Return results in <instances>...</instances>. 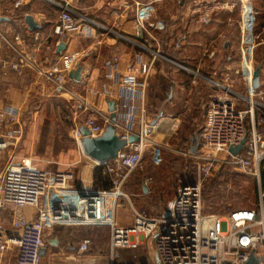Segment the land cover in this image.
I'll list each match as a JSON object with an SVG mask.
<instances>
[{"label": "built area", "instance_id": "2783aa9c", "mask_svg": "<svg viewBox=\"0 0 264 264\" xmlns=\"http://www.w3.org/2000/svg\"><path fill=\"white\" fill-rule=\"evenodd\" d=\"M237 6L241 8V57L236 74L245 89L235 91L231 82L217 83L223 90L216 92L206 104L200 146L188 152L196 159L194 171L179 184L168 205L169 213L152 217L132 206L134 220L131 223L121 224L117 217L127 198L123 186L140 166L148 140L146 87L154 62L161 54L159 48L142 43L152 54L151 62L123 74L118 70L120 57L115 56L107 72L111 85L117 86L115 95L110 86L103 92L116 103L117 132L124 138L139 135V140L127 144L115 159L96 162L103 173L112 176V187L96 189V192L84 188L80 193L79 187L71 182L70 172L42 168L27 159L10 161L0 171V224L6 221L10 226L8 231L0 228V264L11 249H14V260L8 264H43L42 250L48 248L46 231L70 225L109 226L112 249L137 248L143 239L153 237L154 264H246L252 251L261 259L260 264H264V191H261L257 208H235L226 217L203 213V185L216 168L232 166L258 177L259 181L262 179L264 111L258 100L264 92L253 86L254 54L258 44L257 11L253 0H191L189 15L198 24H206L217 12ZM155 14V0L136 2L137 37H153ZM84 21L70 8L62 7L57 32H80L90 37L97 23ZM2 37L16 53L10 59L0 60L3 68L21 70L28 67L37 71L47 84L52 83L57 91L66 92L69 72L76 67L79 52L65 53L59 61L53 62L50 57L55 48L44 39L47 54L46 65H42L35 56L34 46L25 49L27 38L23 34L16 33L14 42L4 34ZM36 39L41 40L39 36ZM228 78L230 76L226 80ZM241 102L248 106L241 107ZM22 112L15 104H0V152L23 136ZM95 113L83 122L92 136L100 135L111 122L107 108L96 109ZM73 133L80 146L79 125ZM244 138L247 140L243 148L232 153L230 148L239 145ZM160 150L161 145L155 144L156 163L162 159ZM25 208H31L32 212L26 213ZM90 243L89 239L83 240L80 250L87 251ZM109 264L119 263L113 260Z\"/></svg>", "mask_w": 264, "mask_h": 264}, {"label": "rangeland", "instance_id": "374dc122", "mask_svg": "<svg viewBox=\"0 0 264 264\" xmlns=\"http://www.w3.org/2000/svg\"><path fill=\"white\" fill-rule=\"evenodd\" d=\"M168 9L176 11L179 5L173 4L168 6ZM182 11V9L176 11L178 19L174 25L175 33H170L174 35V39L169 43L171 48L166 46L165 49V44L163 46L160 40L161 54L155 61L159 70L152 73L147 82L145 119L150 124L160 112L162 116L148 133L140 166L130 174V179H133L135 184L126 185L125 188L127 198L123 200V207L128 208L126 212L130 217L128 218L130 223L134 220L132 206L140 213L152 217L162 216L174 198L181 181L193 173L196 159L188 152L196 145L197 137L201 141L209 92L223 90L217 84L222 81L218 78L209 81L207 77L211 74L206 71L208 68L219 71L227 62L231 60L235 62L237 59L233 57L229 60L227 54H224L210 61L202 55L203 44L199 33L192 38L189 36L188 41L186 37L190 30L201 32L205 24L186 25L184 19L190 20L191 16L186 17L185 14L181 16ZM161 15L164 18L165 14ZM191 39H194L195 44H191ZM167 52L171 54L170 57L166 56ZM196 65L201 66L199 70ZM46 90L47 95L42 100L41 97H37L27 106H23V136L0 152V171L10 161L27 159L42 168L70 172L73 175L71 182L76 185L86 159L73 131L87 117L94 116L96 109L103 111L106 108L97 106L96 101L87 96L83 86L68 83L66 92L61 93L52 83H46ZM100 91H103L102 86ZM258 101L264 105L262 99ZM240 105L248 106L244 102ZM155 144L161 145L162 159L158 163L154 159ZM261 172L262 179L259 181L258 177L232 166L216 168L203 185V213L206 216L216 214L226 217L235 208H252L258 205L261 191H264V165ZM145 180L150 186V191L146 194L142 192L141 186ZM3 225L5 230H10L6 221ZM81 226L87 225H70L62 229L69 230ZM86 228H91L88 234L91 243L86 254L88 259H93L94 264L110 263L113 260L119 264L155 263L156 247L153 237L143 239L142 244L137 248L112 249L109 226ZM84 232V237H87ZM54 236H58L56 232ZM58 247V251L62 254L64 250L61 246ZM54 250L57 251V248ZM13 260L14 249H11L5 253L3 264ZM43 261L44 264L72 263V260L68 261L64 254L55 256L51 253L44 256ZM87 262L89 261H77L79 264H89Z\"/></svg>", "mask_w": 264, "mask_h": 264}, {"label": "crops", "instance_id": "0c3cea01", "mask_svg": "<svg viewBox=\"0 0 264 264\" xmlns=\"http://www.w3.org/2000/svg\"><path fill=\"white\" fill-rule=\"evenodd\" d=\"M137 1L144 2L151 0H0V16H7L9 18L8 20L0 22V60H7L16 55L2 35L4 34L5 37L14 42V37L18 32L27 38L26 50H30L31 47L34 46L35 56L42 65H46L45 55L47 54L43 41L44 39L55 48L54 53L51 54L50 57L53 62L59 61L60 57L65 53L79 52L80 58L78 63L83 65L82 79L76 82L69 78L68 83L74 86H83L87 92V96L94 99L97 106L102 108L105 106L108 109L109 98H106L103 92L106 91L108 86H110V89H113L112 94L114 95L116 94L115 90H117V86L111 85L112 81L107 77L109 63L113 58L115 56L120 57L118 70L123 74L130 73L133 67L139 69L143 63L151 62L152 59L150 50L144 48L142 43L148 44L149 47H157L160 49L162 41L163 46L165 44V49L166 46L171 48L169 43L174 39V35L172 36L170 33H175L173 31L174 25H176L178 19L176 11L182 9L184 12L182 11L181 16H184V14L186 17L190 16L189 7L191 0H180L177 3L176 0H155L156 14L153 20L155 24L153 27L155 29L151 31L153 37L150 38L147 36L140 39L136 36ZM173 4H178L179 9L176 11L168 9V6H172ZM253 4L257 11L258 18L255 28L256 34L258 35V44L254 54V70L259 64H263L260 87L258 89L264 92V0H253ZM62 7L73 10L76 16L84 18V23L86 24H91L90 20L95 21L97 25H95L93 34L90 37L80 32L59 34L56 28L59 25V14ZM28 14L32 15L43 27L39 30H31L25 20ZM161 14H165L164 18ZM184 21L186 25L190 24L191 26L194 25L193 23H197L191 18L190 20L184 19ZM198 33L201 36L203 44L202 55H205L210 61L212 58L224 54H227L229 60L233 57H235V59L237 58L235 61L237 64L231 60L219 71L210 70V68H208L206 72L211 75L210 77L208 76L207 79L210 81V79L218 78L224 82H231V86L235 91L241 92L244 90L245 87L243 82L236 74L237 69L240 67L241 57L240 6H237L233 10H222L217 12L213 18L204 25L201 32L198 30H190L186 37L187 41L189 40V36L192 38L194 35L197 36ZM36 36H39L42 41H38ZM124 36L130 39H125ZM166 36L168 38L165 39ZM62 41H65L66 47L61 54H58L57 46ZM191 44H195L194 39ZM166 54L168 57L171 56L168 52ZM139 60H141L142 63ZM195 67L199 70L201 66L196 65ZM158 70L159 67L156 66V62H154L152 73H156ZM229 76V80H226V77ZM101 86L103 88L102 92L100 91ZM95 91L98 93H95ZM216 92L217 91L209 92L207 101H209ZM46 95V81L37 71L28 67L22 68L21 70L6 69L3 68L0 63V104H15L23 111V106H27L34 98L41 97L42 100ZM259 99L264 101V94ZM261 107L264 111L263 104ZM85 159L86 163L82 168L76 186L83 189H109L107 187L111 185L110 181L104 182L102 180V174L99 169L101 166H98L96 161L90 159L86 155ZM102 169L101 167V170ZM109 176L112 179V176ZM134 184L135 181L130 179L129 175L123 186V191L126 193V185L132 186ZM141 186L144 194L150 191L149 182H147V180H145ZM144 186L147 190H145ZM255 207L257 208V205ZM127 210L128 208L123 206L118 210L117 217L120 223L122 221L128 222L130 219L126 212ZM25 212L30 214L32 209L25 208ZM128 223H130V221ZM121 224H123V222ZM62 227L64 226H56L46 231L48 248L44 249V256L48 253H51V255L54 254L55 256L64 254L68 261L72 260V263L68 264H79L77 261H89L87 263L94 264V262H92L93 259L87 258L88 255L86 251L83 252L80 250L81 242L85 239H89L88 234L91 228L86 227L91 226H81L69 230H63ZM55 232L58 236H54ZM83 232L87 234V237H84ZM51 241H56V244H51ZM58 246H61L64 250L62 254L58 251ZM55 248H57V251L54 250ZM51 260L53 261L54 259L52 258Z\"/></svg>", "mask_w": 264, "mask_h": 264}, {"label": "water", "instance_id": "95a60500", "mask_svg": "<svg viewBox=\"0 0 264 264\" xmlns=\"http://www.w3.org/2000/svg\"><path fill=\"white\" fill-rule=\"evenodd\" d=\"M184 1V0H183ZM182 1V2H183ZM7 16H0V22L8 20ZM29 28L31 30H39L43 26L38 23L34 17L28 14L25 18ZM66 47L65 41H62L57 46V53L61 54ZM263 64H259L253 72V86L255 88L260 87V77L262 73ZM83 65L78 63L75 68L69 72V78L79 82L82 79ZM108 110L110 112L111 122H108L104 128V131L97 136H92L89 128L86 124L81 123L79 125V131L81 133L80 137V146L83 153L90 159L103 163L105 161L113 160L118 156L120 150H122L127 144L134 143L139 140L138 134H131L127 138L122 137L118 132L115 126L117 122V112H116V103L114 100H108ZM162 112H160L155 118H153L149 124L148 131H151V128L158 122L161 118ZM200 138L197 137V143L195 146L191 147L192 151H195L200 146ZM247 138H244L241 143L237 146L230 148L232 153H238L244 146ZM145 190L147 188L144 186ZM80 193H83V188H79ZM94 192H96L94 190ZM169 213L167 208L165 215ZM4 227L3 224H0V228ZM12 235V233H10ZM51 244H56V241H51ZM42 254H45V250H42ZM261 259L258 258L255 253L252 251L250 254L249 260L246 264H260ZM109 264V263H104Z\"/></svg>", "mask_w": 264, "mask_h": 264}, {"label": "trees", "instance_id": "16d2710c", "mask_svg": "<svg viewBox=\"0 0 264 264\" xmlns=\"http://www.w3.org/2000/svg\"><path fill=\"white\" fill-rule=\"evenodd\" d=\"M98 166H100V165H98ZM99 169H100V173L102 174V180L104 181V182H106V181H110V186H108L107 188H111V186H112V179H111V177L109 176V174H105V173H103V169L101 170V167H99ZM98 179H99V177H98Z\"/></svg>", "mask_w": 264, "mask_h": 264}]
</instances>
